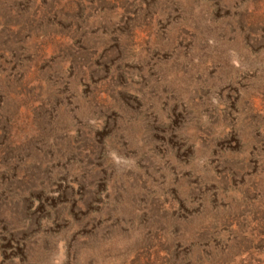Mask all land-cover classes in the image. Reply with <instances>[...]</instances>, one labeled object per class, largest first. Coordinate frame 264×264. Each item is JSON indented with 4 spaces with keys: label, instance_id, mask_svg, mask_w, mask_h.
<instances>
[{
    "label": "rangeland",
    "instance_id": "rangeland-1",
    "mask_svg": "<svg viewBox=\"0 0 264 264\" xmlns=\"http://www.w3.org/2000/svg\"><path fill=\"white\" fill-rule=\"evenodd\" d=\"M0 264H264V0H0Z\"/></svg>",
    "mask_w": 264,
    "mask_h": 264
}]
</instances>
